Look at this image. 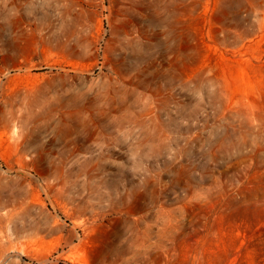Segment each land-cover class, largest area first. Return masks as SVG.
<instances>
[{
    "label": "rangeland",
    "instance_id": "374dc122",
    "mask_svg": "<svg viewBox=\"0 0 264 264\" xmlns=\"http://www.w3.org/2000/svg\"><path fill=\"white\" fill-rule=\"evenodd\" d=\"M0 264H264V0H0Z\"/></svg>",
    "mask_w": 264,
    "mask_h": 264
}]
</instances>
